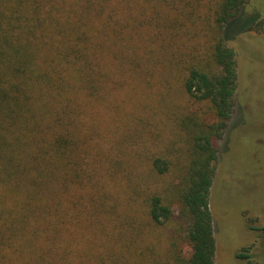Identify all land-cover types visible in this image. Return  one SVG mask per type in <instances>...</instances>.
Returning <instances> with one entry per match:
<instances>
[{
    "label": "trees",
    "instance_id": "16d2710c",
    "mask_svg": "<svg viewBox=\"0 0 264 264\" xmlns=\"http://www.w3.org/2000/svg\"><path fill=\"white\" fill-rule=\"evenodd\" d=\"M203 1L0 0L4 196L11 195L8 186L14 184L11 204L0 211L4 264H216L210 194L220 160L217 143L236 109L237 55L231 43L242 29L236 23L250 0H215L209 36L217 71L189 68L182 78L193 105L207 110L180 113L176 119L189 139V163L178 189L179 217L158 193L147 194L133 182L132 187L124 168L116 171L120 185L111 187L99 150V104L106 100L108 83L104 57L116 55L142 67L133 36L139 35L141 18L147 20L141 13L147 16V9L159 36L164 26H171L166 36L172 53L204 54L195 44L203 36L205 19L198 12ZM248 31L264 34V22ZM149 60L154 64L147 68L159 66L158 58ZM209 112L212 123L206 120ZM121 145L123 141L117 154H122ZM171 165L162 157L152 161L159 176L168 174ZM100 215L107 216L112 230L99 221ZM184 217L189 257L176 240L165 248L157 232ZM262 233L264 237V228ZM248 253L245 249L238 258H251Z\"/></svg>",
    "mask_w": 264,
    "mask_h": 264
},
{
    "label": "rangeland",
    "instance_id": "374dc122",
    "mask_svg": "<svg viewBox=\"0 0 264 264\" xmlns=\"http://www.w3.org/2000/svg\"><path fill=\"white\" fill-rule=\"evenodd\" d=\"M215 5V0H205L198 9L205 20L201 26L202 40L195 44L204 54L172 53L170 38L166 36L172 30L171 26H164L163 35L159 36L155 24L148 19L152 11L147 9V16L141 11L147 20L141 18L143 26L136 31L139 35L133 36L134 50L141 57L142 67L136 68L132 61H123L112 54L106 55L102 62V71L107 73L105 81H108L104 93L106 100L99 104V150L106 167L103 169L104 179L111 187H118L121 175L116 171L118 166L124 168L132 187L135 183L147 194L158 193L171 206L176 217L180 216L181 208L178 189L189 163L187 130L178 126L176 119L201 107L207 110L206 105H193L182 78L189 68L217 71L209 36L213 21L210 17ZM120 15L124 22L125 11L121 9ZM237 21L236 25H241L242 29L234 34L231 43L237 55L236 109L224 139L217 143L220 160L210 194L216 240L215 263L264 264V34L248 31L251 25L264 22V0H250ZM160 42L162 48L158 50ZM151 56L159 61V66L153 65L152 69L147 68L154 64L149 63ZM165 78L168 79L166 83ZM209 113L206 120L212 123L214 116ZM119 141L125 144L121 145L122 154H117ZM157 157L172 163L165 176H159L153 170L152 161ZM13 186V183L8 186L11 195ZM0 194L1 211L11 204L12 197L4 196L3 188ZM106 217L100 215L99 221L107 223L109 219ZM188 225L184 217L160 228L157 232L165 248L176 240L178 249L189 257L190 246L185 236ZM106 226L113 229L110 223ZM3 234L0 226V264H4ZM103 238L99 231V240ZM153 245H156L155 241ZM100 246L99 241V249ZM245 249H249L251 258H238Z\"/></svg>",
    "mask_w": 264,
    "mask_h": 264
}]
</instances>
